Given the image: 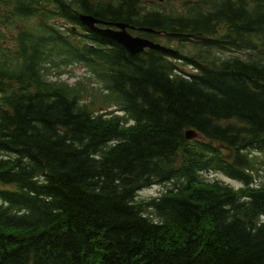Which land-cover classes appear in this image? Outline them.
<instances>
[{
	"label": "trees",
	"instance_id": "obj_1",
	"mask_svg": "<svg viewBox=\"0 0 264 264\" xmlns=\"http://www.w3.org/2000/svg\"><path fill=\"white\" fill-rule=\"evenodd\" d=\"M149 1L0 0V264H264V0ZM80 12L190 48L133 54Z\"/></svg>",
	"mask_w": 264,
	"mask_h": 264
},
{
	"label": "water",
	"instance_id": "obj_2",
	"mask_svg": "<svg viewBox=\"0 0 264 264\" xmlns=\"http://www.w3.org/2000/svg\"><path fill=\"white\" fill-rule=\"evenodd\" d=\"M80 19L83 23L88 25L95 31H98L102 34L108 35L109 37L115 39L117 42L122 44L129 50L131 53H137L144 49L145 46L155 47V48H163L159 44H156L146 38L140 36H133L126 30V23L117 22L115 23L120 29H112V28H99L95 26V23L99 22L98 19L91 15L81 14ZM188 137L193 136V131L190 130L187 132Z\"/></svg>",
	"mask_w": 264,
	"mask_h": 264
},
{
	"label": "rangeland",
	"instance_id": "obj_3",
	"mask_svg": "<svg viewBox=\"0 0 264 264\" xmlns=\"http://www.w3.org/2000/svg\"><path fill=\"white\" fill-rule=\"evenodd\" d=\"M167 6V4H165V7ZM166 40V39H165ZM177 42H180V41H173V43L169 42L167 45H174V46H177ZM246 53V50H225L223 52L224 55H230V54H239V55H244ZM190 68V67H188ZM84 74H88V72L86 71L85 68L83 67H79V66H76V67H73V68H70L69 72L67 74L64 75V77H68L70 80H74L78 77H81L83 76ZM105 94V91H103L101 94H99V98H103V95ZM97 95V98H98V94L96 93ZM118 106H116L117 108ZM116 108H113V109H116ZM115 111V110H114ZM263 153V152H261ZM208 176L210 177H217V178H222V179H226L228 180L226 177H224L221 173H217L215 171H211V172H208ZM231 183H233L234 185H240V182H237L236 180H230ZM173 184L172 181H167L165 183H161V184H154L152 185L151 187H147L143 190H141L138 194H137V199H143V198H147V197H151V196H154V195H158L163 189H165L167 186H171ZM0 187H2V185H0ZM155 217V215H153Z\"/></svg>",
	"mask_w": 264,
	"mask_h": 264
},
{
	"label": "bare ground",
	"instance_id": "obj_4",
	"mask_svg": "<svg viewBox=\"0 0 264 264\" xmlns=\"http://www.w3.org/2000/svg\"><path fill=\"white\" fill-rule=\"evenodd\" d=\"M126 26H127V27H131L132 24H131V23H127ZM117 114H119L120 116H122V115H124V112H119V113H117ZM207 178H208V177H207ZM209 179H210V178H209ZM5 186H6V185H4L3 187H5ZM146 187H147V186H146ZM146 187H143V188L137 190L136 193H135V197L137 198V194H138L141 190L145 189ZM147 198H148V197H147Z\"/></svg>",
	"mask_w": 264,
	"mask_h": 264
}]
</instances>
